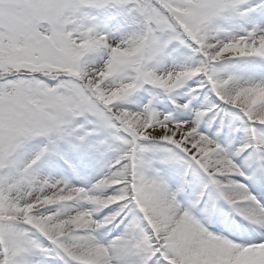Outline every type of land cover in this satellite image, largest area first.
<instances>
[{
  "label": "rangeland",
  "instance_id": "rangeland-1",
  "mask_svg": "<svg viewBox=\"0 0 264 264\" xmlns=\"http://www.w3.org/2000/svg\"><path fill=\"white\" fill-rule=\"evenodd\" d=\"M263 149L264 0H0V264H84L76 237L128 224L134 264H247L228 239L255 252L260 227L165 211L228 215Z\"/></svg>",
  "mask_w": 264,
  "mask_h": 264
},
{
  "label": "bare ground",
  "instance_id": "bare-ground-1",
  "mask_svg": "<svg viewBox=\"0 0 264 264\" xmlns=\"http://www.w3.org/2000/svg\"><path fill=\"white\" fill-rule=\"evenodd\" d=\"M171 131L174 133L178 131L177 126H173L170 128ZM264 150V149H263ZM263 153V151H262ZM257 163V162H256ZM257 165L264 167V161L261 163H258ZM214 169V173L218 175H230L232 173V170L230 169L232 167V163L227 160H221L220 158H214L212 163H209V167ZM263 167H260L259 173L257 174L258 179L263 176ZM231 176V175H230ZM100 185L105 190L110 187V180L108 178H101ZM250 185V184H249ZM239 186L236 183H233L230 179H228L225 182V188L228 189H236L233 198L237 199H231V201L227 199V202H225L226 206L223 208L227 211H232L235 216V222L236 225L239 224L240 227H244V224H247L249 226H257L260 227L259 230L261 231H255L254 239H257L261 241L259 245H256L255 252H251V245H246V243L243 241L238 244H233L232 242L228 241V244L231 245L233 250L235 251V259L236 261L240 262H248L247 264H259L261 263V258L264 255V209H261L260 203H262V206L264 207V180H258L255 185L250 186ZM124 188V186H121V189ZM67 191L71 192L73 191V188L70 185H67ZM103 191L101 190V193ZM263 192V194H261ZM88 194V190H82L80 192V196H74L72 198V201L74 202V206L76 210L74 211L75 214L72 216L74 217L73 222L74 226L72 229L80 228V226H86L89 227L93 222L87 217V214L91 211H84L82 206L80 205V197L85 196ZM224 203V201H223ZM114 208L111 204H106L105 206H102V208L99 211L100 214H103L104 212ZM187 210H180V205L178 203L167 207L165 217L170 218H184L188 217V214H192L194 216V219L199 221V223H202L206 228H210L211 230H218V231H224L225 229H230V226L228 225L229 222L226 221V219L220 218L218 216L217 218L216 214L214 213H199L196 211H193L191 208L187 207ZM236 212H239L240 215H238ZM91 213V212H90ZM244 213L247 214L249 218L244 216ZM118 210H113L110 214L105 215L103 218L104 221L107 223H110V225L114 224L113 220L118 218ZM232 218L229 216V219ZM193 219V220H194ZM222 219V220H221ZM194 220V221H195ZM231 221L234 219H230ZM108 225V224H107ZM131 225H126L123 227L120 233H118L117 237H110L105 236L108 234L106 231V234L104 232H100L101 235H88L86 237H76V243L79 248H81L82 251V263L84 264H94V263H102V264H134L133 259L136 255V249L132 247L131 245H128L125 243L124 236H127L129 232H131L130 228ZM233 227H235L233 225ZM83 228V227H81ZM249 228V227H248ZM226 232V231H225ZM70 234L69 236H72L71 232H68ZM133 236L130 237L132 239ZM230 238L235 240L236 236L232 235ZM118 243V247L116 249L114 248L115 244ZM77 247V248H78ZM257 256L256 259L254 257ZM257 260V262L253 261ZM94 262V263H91ZM255 262V263H254ZM240 264V263H238Z\"/></svg>",
  "mask_w": 264,
  "mask_h": 264
}]
</instances>
